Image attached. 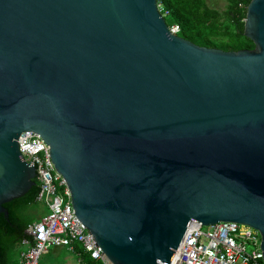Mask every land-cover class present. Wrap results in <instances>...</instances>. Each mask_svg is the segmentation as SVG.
<instances>
[{"label":"water","instance_id":"water-1","mask_svg":"<svg viewBox=\"0 0 264 264\" xmlns=\"http://www.w3.org/2000/svg\"><path fill=\"white\" fill-rule=\"evenodd\" d=\"M243 34L197 45L157 0H0V214L35 184L32 131L113 264H169L191 221L257 229L264 262V0Z\"/></svg>","mask_w":264,"mask_h":264},{"label":"built area","instance_id":"built-area-1","mask_svg":"<svg viewBox=\"0 0 264 264\" xmlns=\"http://www.w3.org/2000/svg\"><path fill=\"white\" fill-rule=\"evenodd\" d=\"M157 7L161 11L158 2ZM168 27L173 33L179 30L177 24ZM17 144L23 159L33 161L35 166L36 201L44 202L49 210L26 230L17 264H38L48 248L65 246L74 250L76 244L90 260L113 264L75 217L66 182L50 161L48 144L32 131H23ZM260 243L259 231L246 224L219 221L205 226L191 221L169 264H264Z\"/></svg>","mask_w":264,"mask_h":264},{"label":"trees","instance_id":"trees-1","mask_svg":"<svg viewBox=\"0 0 264 264\" xmlns=\"http://www.w3.org/2000/svg\"><path fill=\"white\" fill-rule=\"evenodd\" d=\"M249 1L230 0V7L219 11L209 8L203 0H157L162 5L160 12L165 20L166 16L171 17L170 22H166L168 26H179L177 35L197 45L223 50L254 47L252 40L243 34ZM37 192L38 183L35 180V184L23 196L3 204L8 210V216L0 214V264H17L18 256L14 263L8 253L27 236L26 230L31 223L25 216V208L36 202ZM89 264L100 263L90 260Z\"/></svg>","mask_w":264,"mask_h":264},{"label":"crops","instance_id":"crops-1","mask_svg":"<svg viewBox=\"0 0 264 264\" xmlns=\"http://www.w3.org/2000/svg\"><path fill=\"white\" fill-rule=\"evenodd\" d=\"M212 9L225 11L230 7V0H203ZM81 257V260L79 259ZM86 255L81 253L80 245L76 244L74 250L65 246H54L47 249L38 261V264H85ZM17 255L14 258L16 261ZM89 260V259H88ZM90 261V260H89ZM89 264V262H87Z\"/></svg>","mask_w":264,"mask_h":264},{"label":"rangeland","instance_id":"rangeland-1","mask_svg":"<svg viewBox=\"0 0 264 264\" xmlns=\"http://www.w3.org/2000/svg\"><path fill=\"white\" fill-rule=\"evenodd\" d=\"M171 17L170 16H166V22H170ZM49 212L47 205L42 202V201H36L33 204L27 205L25 208V216L26 218L30 221L31 225L35 224L36 222L39 221V219L47 214ZM22 248L21 244H17L15 245V247L9 251L8 253V257L10 259H13L16 257V255L18 256V251ZM249 248V247H248ZM89 258L86 257V263L90 262L88 260Z\"/></svg>","mask_w":264,"mask_h":264}]
</instances>
